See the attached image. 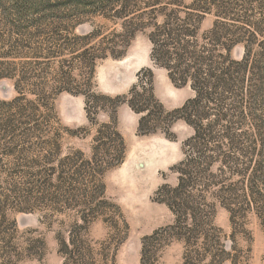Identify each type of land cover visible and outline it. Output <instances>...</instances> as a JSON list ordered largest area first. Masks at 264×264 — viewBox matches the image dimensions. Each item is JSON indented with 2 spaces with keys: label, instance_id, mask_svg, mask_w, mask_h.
I'll return each mask as SVG.
<instances>
[{
  "label": "rangeland",
  "instance_id": "1",
  "mask_svg": "<svg viewBox=\"0 0 264 264\" xmlns=\"http://www.w3.org/2000/svg\"><path fill=\"white\" fill-rule=\"evenodd\" d=\"M152 5L0 0L2 228L19 248L40 243L12 264H62L59 243L83 208L72 197L93 190L91 177L127 225L119 243L125 232L116 237L110 212L91 220L81 237L95 255L108 248L114 264H140L141 241L160 231L147 243V264H209L202 235L185 244L167 231L174 216L163 201L181 163L182 203L207 214L210 264H264V0ZM163 23L228 71L226 87L202 98L191 118L204 135L195 143H187L193 126L174 114L193 91L150 57L149 36ZM129 104L149 112L140 130L142 115Z\"/></svg>",
  "mask_w": 264,
  "mask_h": 264
},
{
  "label": "trees",
  "instance_id": "2",
  "mask_svg": "<svg viewBox=\"0 0 264 264\" xmlns=\"http://www.w3.org/2000/svg\"><path fill=\"white\" fill-rule=\"evenodd\" d=\"M160 1L161 0H153L152 7L159 6ZM192 5L193 2L191 6ZM163 27H165L164 23L162 26L157 28V33H152L149 36V41L151 43L150 57L157 66L167 71L170 81L175 86H184L189 84L191 90L193 91L194 98L187 101L183 107L176 110L174 114H179L187 124L193 126L194 136L187 143H195L204 135H202L196 124L193 123L194 121H191V118L193 117L196 119L197 106L202 98H208L211 95L210 93L218 87H226L227 80L225 77L228 75V71L226 72L225 69L216 71V68L214 67V60L204 50H200L199 53H196L192 49H189L187 44L182 41L181 35L183 32L181 30L165 31L162 30L164 29ZM210 34H212V31ZM161 37L165 38L160 39ZM223 50L224 56H222V60L230 62V48ZM233 64L242 65L237 63H232L230 65ZM129 107L135 113L142 115L138 122V130H140L144 127L143 125L149 117V112L145 109H136V107L134 108L132 104H129ZM197 156L199 157L197 160L200 161V159H202L201 155ZM191 163L194 165L196 164L194 161H191L190 164ZM183 165L184 164L181 163L177 168V172L179 173L177 187L167 192L171 199L169 198L168 200L163 201L174 216V224L172 227L168 228L167 231L175 234L176 241H183L185 244L195 242L193 240L196 239V235H202L204 242H206L202 245L204 258L208 257L210 264L214 257L210 255L211 248L210 245H208V236L207 234L201 233L202 226L205 225L207 220V214L204 210L199 211L194 207H187L189 204L187 199H185L184 203H182V190L184 188ZM91 178L92 180H90V183L94 185L93 190L90 192L84 190L72 197V199H79L83 208L77 211L78 223L74 224L69 229L66 238L62 239L59 243V254L62 256V264H114L113 257L109 258L104 253L108 248L103 249L104 255L103 253L95 255L86 240L81 237L83 231H87L86 227L87 225L89 226V222H91V220H96L98 216H105L107 212L108 214L110 212L112 217L116 218V221H112L111 223V229L115 232V234H117L116 237L120 231L125 232V234L119 238L118 242H123L124 236H126L127 225L123 221L119 210L107 201L104 186L99 182H95L94 177ZM46 196L49 201L53 200L52 198H49V195ZM36 197H38V195H36ZM5 204L6 202H2L0 204V236L4 235V237H0V264H12L13 261H18V259L23 255H27L38 250L40 243L38 241H34L24 248H19L13 244V241L10 238L11 235H7L6 230L2 228L4 223L7 222L6 215L4 214L5 208L7 207ZM26 204L27 206H30L29 202ZM111 210H114V213L111 212ZM187 225H193V228L188 229L185 227ZM159 235L160 231L155 232L152 236L144 238L141 241L140 264H147L149 260L146 252L147 243L154 240L156 241V238ZM103 244L106 245V242ZM200 263L201 261L197 262V264ZM184 264H186V261Z\"/></svg>",
  "mask_w": 264,
  "mask_h": 264
}]
</instances>
